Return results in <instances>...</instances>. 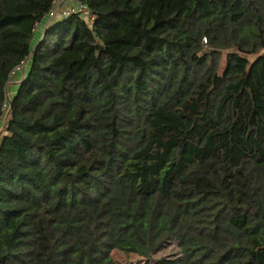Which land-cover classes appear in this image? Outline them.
<instances>
[{
  "label": "trees",
  "instance_id": "1",
  "mask_svg": "<svg viewBox=\"0 0 264 264\" xmlns=\"http://www.w3.org/2000/svg\"><path fill=\"white\" fill-rule=\"evenodd\" d=\"M54 1L0 0V264H264V0Z\"/></svg>",
  "mask_w": 264,
  "mask_h": 264
},
{
  "label": "rangeland",
  "instance_id": "2",
  "mask_svg": "<svg viewBox=\"0 0 264 264\" xmlns=\"http://www.w3.org/2000/svg\"><path fill=\"white\" fill-rule=\"evenodd\" d=\"M71 3L67 2L66 7H70ZM223 65V61L221 63ZM22 67V66H20ZM22 69V68H21ZM28 65L24 66V72L26 73ZM17 87L15 84L10 83L8 85V97L11 98L15 93ZM179 247L175 241L168 243L164 248L159 250L151 259L142 258L136 254L120 251L118 249H113L111 251V256L115 264H151L154 259L159 257L174 256L179 255Z\"/></svg>",
  "mask_w": 264,
  "mask_h": 264
},
{
  "label": "built area",
  "instance_id": "3",
  "mask_svg": "<svg viewBox=\"0 0 264 264\" xmlns=\"http://www.w3.org/2000/svg\"><path fill=\"white\" fill-rule=\"evenodd\" d=\"M77 1L78 0H55L51 16L57 15L60 17H67L71 14H87L88 11L86 7L84 5L80 6L79 3H76ZM67 2L71 3L70 7H66Z\"/></svg>",
  "mask_w": 264,
  "mask_h": 264
}]
</instances>
